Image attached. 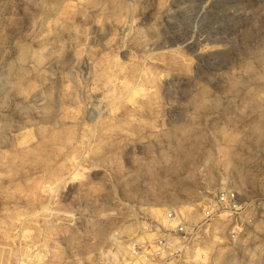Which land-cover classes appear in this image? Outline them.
<instances>
[{"label":"rangeland","instance_id":"374dc122","mask_svg":"<svg viewBox=\"0 0 264 264\" xmlns=\"http://www.w3.org/2000/svg\"><path fill=\"white\" fill-rule=\"evenodd\" d=\"M158 263L264 264V0H0V264Z\"/></svg>","mask_w":264,"mask_h":264},{"label":"built area","instance_id":"2783aa9c","mask_svg":"<svg viewBox=\"0 0 264 264\" xmlns=\"http://www.w3.org/2000/svg\"><path fill=\"white\" fill-rule=\"evenodd\" d=\"M235 193L229 191H220L214 201V206L209 207L205 210V215L203 223H207L213 217H215L224 208H237L238 205L235 199ZM168 218L170 223H175L176 225L173 229H170L169 233L175 232L179 233L185 238L194 236L196 233V227L194 225L188 224L186 221L182 220L175 211H170L168 213ZM167 235V234H166ZM173 247L171 241L167 236L160 237L156 239L153 243H135L133 246V254L138 258L145 256L157 258V260L166 261L171 255H173ZM159 264V263H158Z\"/></svg>","mask_w":264,"mask_h":264}]
</instances>
